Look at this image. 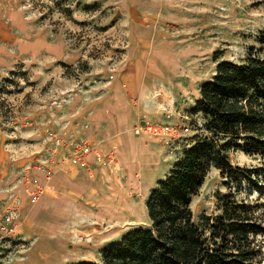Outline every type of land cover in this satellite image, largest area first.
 Returning a JSON list of instances; mask_svg holds the SVG:
<instances>
[{"label":"rangeland","instance_id":"1","mask_svg":"<svg viewBox=\"0 0 264 264\" xmlns=\"http://www.w3.org/2000/svg\"><path fill=\"white\" fill-rule=\"evenodd\" d=\"M159 1L0 0V203L20 211L18 234L0 240V264L100 261L106 246L131 228L150 224L146 201L159 183H107L102 196L122 213L96 224L95 231L79 226L100 233L89 243L69 229L64 230L69 236L47 226L34 230V216H60L65 211L52 213L44 206L38 210L40 201L31 203L29 194L35 178L44 180L40 166L58 169L68 161L88 123V112L79 115L77 107L107 90L133 46L131 37L140 34L133 27L140 17L159 15L168 27L165 39L152 43L159 46L154 57L148 56L151 51L139 54L148 72L146 80L153 76L156 88L151 103L160 120H184L190 126L185 138L176 141L179 146L162 165L163 171L173 168L196 135L205 134L202 114H194L193 108L218 62H241L249 51L264 57V0H172L164 7ZM44 42L56 48L63 42V58L51 56ZM227 156L234 167L262 165L259 157L243 151L231 150ZM124 169L123 179L128 176ZM222 183L221 170L212 167L192 202L196 221L202 213H217V192L228 191ZM118 192L126 194L125 210L118 205ZM238 197L264 203V183L253 189L244 181ZM99 205L95 196L90 207L99 210Z\"/></svg>","mask_w":264,"mask_h":264},{"label":"trees","instance_id":"2","mask_svg":"<svg viewBox=\"0 0 264 264\" xmlns=\"http://www.w3.org/2000/svg\"><path fill=\"white\" fill-rule=\"evenodd\" d=\"M193 113L202 114L205 134L195 136L152 190L150 224L106 246L100 261L75 264L264 263V203L238 197L244 181L253 189L264 183V57L249 51L241 62L220 60ZM231 150L259 157L262 165L234 167ZM212 167L221 170L228 191L217 192V213L196 221L192 202Z\"/></svg>","mask_w":264,"mask_h":264},{"label":"crops","instance_id":"3","mask_svg":"<svg viewBox=\"0 0 264 264\" xmlns=\"http://www.w3.org/2000/svg\"><path fill=\"white\" fill-rule=\"evenodd\" d=\"M172 2L159 1L163 7L164 4ZM158 16L157 19L140 17L137 20L133 27L139 29L140 34L131 37L129 44L133 46L129 47L123 67L114 75L107 90H103V95L96 96L84 106H76L79 115L88 112L85 120L88 123L83 129V135L89 136L96 145L95 150L89 154L87 165L65 162L47 182V192L41 197L40 204L37 205L38 210H42L43 206L44 210L52 213L63 209L65 215L51 214L45 218L34 216L32 224L34 230L47 226L52 231L59 229L69 236L70 233L64 231L69 229L80 237L84 236L89 243L100 233L94 235L91 231H82L79 226L93 228L95 231L96 224L110 222L117 213L118 217L122 213L113 210L111 200L105 198L108 200L106 202L102 196V191L107 193L104 188L107 183H159L169 174L171 167L163 171L162 165L168 164L179 144L168 147L158 137L146 131L140 133L135 131L137 126L147 122H167L160 120L161 115L157 106L151 103L154 101L156 89L152 83L153 76L146 80L148 72L143 68L144 58L139 57L140 51L143 52L142 56L151 51L148 56L151 53L154 57L159 50V46L154 45L166 37L164 28L168 27ZM43 47L54 58H63V42L58 44L57 48L44 42ZM83 107L84 109H81ZM124 168L128 176L123 179L120 175L122 171L125 172ZM160 168L163 173L161 178L158 172ZM93 183L100 185L94 188ZM118 194L121 196H118V205L122 203L125 210L127 203L129 205L126 194L125 192ZM80 196L83 197L82 201ZM95 196L97 202L100 200L99 210L90 207ZM125 214L126 211L122 216ZM42 220L45 222L42 223ZM60 248L61 246L59 250Z\"/></svg>","mask_w":264,"mask_h":264},{"label":"built area","instance_id":"4","mask_svg":"<svg viewBox=\"0 0 264 264\" xmlns=\"http://www.w3.org/2000/svg\"><path fill=\"white\" fill-rule=\"evenodd\" d=\"M87 127V125L85 124ZM136 133L146 131L156 137H158L166 146L174 147L179 144L180 140L185 138V135L190 131V126L184 121L176 122H154L144 123L135 128ZM179 141V142H176ZM96 145L92 143L88 135H81L75 146L72 149V153L67 162L75 165H87L88 156L95 150ZM110 160H112L110 158ZM59 168V167H58ZM40 169L45 173L44 180L35 178L33 182V188L30 194V202L37 203L41 197L47 191V182H49L57 171V168L51 165L40 166ZM19 209L17 206L6 207L0 203V240L18 234L19 224L16 221L19 217Z\"/></svg>","mask_w":264,"mask_h":264}]
</instances>
